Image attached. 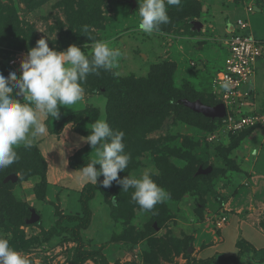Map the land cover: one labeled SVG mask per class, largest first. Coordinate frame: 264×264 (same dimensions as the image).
Instances as JSON below:
<instances>
[{
  "label": "rangeland",
  "instance_id": "obj_1",
  "mask_svg": "<svg viewBox=\"0 0 264 264\" xmlns=\"http://www.w3.org/2000/svg\"><path fill=\"white\" fill-rule=\"evenodd\" d=\"M140 3L142 0H0V74L7 78L12 71H15L16 66L11 65L12 56L27 55L29 49L35 47L36 42L41 38H45L49 47L57 51H65L70 45L75 44L89 57L92 54L93 41H108L110 47L119 49L122 53L118 68L113 70L119 75L114 76L112 71L105 70H100L99 75H88L83 82L85 96L81 103L87 109H96L98 112L90 113L88 121L92 118V120H106L107 123L112 124V119L109 120L108 115L107 95L101 85L104 86V83H107L109 87H114L113 90L118 89L115 94H118L119 102L134 112L140 113L142 110L138 105L143 99V92L151 90L149 82L152 76L159 75L163 80L168 77V71H173L171 83L176 90L188 92L191 95L192 93L200 94L210 100L213 79L218 72L223 70L227 57L224 37L227 36L229 29L228 26L222 25L223 19L221 23L218 19L223 16L227 17V15L230 20L234 21L237 18H245L244 12L251 5L255 9L254 14L250 16L252 20L257 16H264V0H232L231 2L227 0H181L179 6L166 5L170 23L162 25L161 32L149 35L138 28L141 21ZM216 9L220 12L217 13ZM84 26H88L87 33L83 31ZM155 67L162 68L166 74L159 70L153 72ZM136 87L140 93H137ZM109 92L112 93V91ZM171 101L174 105L191 112H194L192 106L195 103H203L200 98L190 100L176 97L171 98ZM174 112L176 111L172 110L165 117L160 129L152 130L149 134L148 138L154 140L155 147L135 159L133 162L135 167L129 177L140 178L145 172L152 174V178L160 176L161 172L156 167V159L159 157L161 160L162 158L168 159L178 169H184L187 162H185V156H182L183 153L190 155L192 160H189V163L196 158L198 165L201 162L207 163V161L209 162L206 165H218L212 162L218 155V145L228 147L232 143L231 135L232 137L238 135L228 133L223 123L217 125L213 133L183 125ZM61 119L51 120L52 127L60 125ZM86 125L91 124L86 122ZM256 131L257 136H253L252 139H255L258 144L262 140L264 131L260 128ZM188 141L190 144H186ZM35 146L37 147L36 143L31 148H26L20 144L16 146L15 151L18 155L29 157L30 151L28 150H32ZM260 146L261 143H259ZM246 147L244 143L237 151L241 153ZM262 147L264 149V146ZM21 149L26 150L20 152ZM32 153L30 158L35 156L34 152ZM9 167L0 169V175H8L4 183L14 185L11 189L14 199L28 205L31 216L25 224H19V226L11 225L10 220L0 222V236L9 239L10 247L23 253L29 259L30 264H72L68 258L71 257V249L76 247V243L58 244L56 239L55 242L48 243L43 241L46 237L42 239L41 236L57 232L53 228L60 216L54 211L62 196L60 193L51 192L52 190H49L51 188L48 187L46 200L38 201L36 188L40 195L44 190L41 186V176L25 179L24 175L19 172L12 174L18 177V181L13 183L9 180L11 176L8 172ZM46 172L48 186H50L48 169ZM223 177L213 179L211 186L200 182L202 193L207 194L210 190L216 193L212 195L209 192L207 195L206 201H209L210 196L211 200L203 207L204 213L199 211L200 201L196 197L198 193L196 191H190L180 199H174L170 194L169 199L154 206V209L163 207L171 217L167 221L166 228L162 230L156 223L153 226L154 229H151L152 212L140 211L136 208L135 220L132 224L139 232H143L145 237L131 247L120 244L121 247L114 251L107 248L113 244L110 239L111 233L115 229L118 234H121L125 227L123 220L120 219L116 228L110 220V215L109 218L104 215V204H101L103 196H99L93 202V207L96 212L97 209L101 210V217L92 222L86 234L87 243L83 248L85 253H95V259L87 260L84 264H154L150 261H154L157 257V250H154L155 245L154 247L150 245V241L152 238L162 236L178 240L187 239L190 247L201 244L199 243L201 241H209L210 229L213 227L208 229V224L213 226L215 220L223 214L228 215L229 220V215L232 214V211L227 209L233 206L229 207L219 198L220 195L227 199H229L227 196H230L226 194V191H221L225 188ZM239 183L237 181V185ZM159 186L169 192L166 185ZM131 190L134 191V189ZM51 193L59 198L56 200V196L53 197ZM74 198L75 196H70V201L73 203ZM223 205L227 209H224ZM77 209L80 211V206ZM33 216L40 217V220L31 224ZM51 229L53 230L50 231ZM20 233L25 234L26 241L32 240L33 243L21 249L22 245L18 241L21 237ZM212 234L215 235V233ZM37 238L39 241L42 239V243L36 244ZM206 246L204 243V247ZM190 247L188 254L186 251H180V253L172 251L167 255L168 257L161 256L158 264H189V258L195 259L194 251ZM240 261L239 264H264V251L256 255L248 252Z\"/></svg>",
  "mask_w": 264,
  "mask_h": 264
},
{
  "label": "trees",
  "instance_id": "obj_2",
  "mask_svg": "<svg viewBox=\"0 0 264 264\" xmlns=\"http://www.w3.org/2000/svg\"><path fill=\"white\" fill-rule=\"evenodd\" d=\"M154 70H159L160 72L164 71L160 67H155L152 71L154 72ZM172 72L168 71V77L163 80L159 77V75L152 76L149 82L151 85V90L148 92H143V99L138 105L142 110L140 113L134 112V110L127 108L125 104H121V102H119V96L117 93L115 94L118 89L113 90L114 87H109L107 83H104V86L101 85V87L105 89L104 93L107 95L108 99L109 120L112 119V124H108L114 131H123L125 133V151L131 156L128 167L124 172H120L118 174V177L121 180L131 174L133 168L135 167L133 166L135 159H137L143 153L154 149V140L148 138L149 134L152 132V130H158L163 126L165 117L172 110L176 111L174 114L176 117L178 116V120H181L183 125L186 124L191 127L201 128L207 133H213L217 125L222 123V119L211 120L201 114L194 113L189 110L187 111V109L178 107L170 102L171 98L174 99L176 97H182L190 100H197L200 98L203 103L209 106H217L221 103V101L214 94H212L210 100H207L200 94L192 93L191 95L188 92L176 90L171 83ZM163 74L166 73L163 72ZM136 89H138V87H136ZM109 91H112V93ZM137 93H140L139 89ZM182 112L186 113L183 114ZM90 113L95 114L98 112L96 109H85L84 111H81L75 115L64 118L59 123L60 125L56 126L55 128L52 127L51 122V120H54L55 118L48 116L47 125L49 127V131L50 133L59 135L65 126L68 124H74V131L84 137H87L90 135L91 131H85L83 126L86 124V122H89V124L93 125L97 121V119L92 120V118L90 121H88V118H90ZM253 130L254 129L246 130L238 135H233V137L231 135L230 138L232 139V143L228 147H217V153L221 154L225 159V169H237V167L233 166L234 161L232 158H230V154L239 147L240 142L244 139V137ZM186 144H190V142L188 141ZM25 150L26 149H21L20 152ZM93 150L96 149H92L89 144L78 150L69 160L70 168L72 170H79L82 167L87 166V164L93 160L89 154ZM28 151H30V154H33L32 152H34V158H30V154L29 157L18 155L19 159L15 162L16 164L10 165L8 169V172H10L9 175L21 172L25 179L31 178L32 176H41V186L44 190L42 191V195H40L39 190L36 188V199L38 201H45L49 187L46 176V171L48 169L46 160L38 147L35 146L32 150L30 149ZM182 156H185V162H187V166L184 167V169H178L166 158H162V160L160 157L157 158L156 167L161 172V175L154 177L153 180H156L158 183H160L159 185H166L168 187L169 193L171 192V197H174V199H180L190 191H196V193L198 192L196 194V197L200 201L198 208L200 212L204 213L205 209L203 207L209 202L206 201L207 195L209 192H211L212 195H215L216 193L213 190L207 191V194L206 192L202 193V191H200V182L211 186L210 183L212 180L217 178L218 174H224L226 170L224 168H214V171L211 175L207 177H196L195 174L199 167L202 166L203 168H207L209 166L206 165L208 162H201L198 165L196 162L197 159L194 158V160L189 163V160H192L189 157L190 155L183 153ZM7 176L0 175V222L10 220L9 223L11 225L19 226V224H25L26 220L30 218L31 215L28 205L19 203L16 201V199H14V196L11 192V189L14 185L11 183H4V180ZM102 180L103 176L98 178L97 184L89 183L84 187L80 197V203L82 206L81 214L62 215L57 212L56 214H58L60 217L53 228L56 229L55 231L57 232L47 233L46 236H44L45 234L41 235L42 239L46 237L43 241L48 243L55 242V239L57 240L58 244L71 242L76 243V247L71 249V257L68 258L72 264H84L87 260L95 259V253H85L86 251L83 249L87 243L83 232L88 230L91 226L93 213L89 207V203L97 196L98 192L104 196L105 201L109 204L111 216L115 223L117 224L120 219L123 220L125 229L121 232V234H114L112 236L111 241L113 243L123 244L126 246L129 245V247H131L136 245L141 239L145 237L143 232H139L132 224V222L135 220L134 212L136 208H138L140 211H146L142 210L140 206L132 199L134 191L131 190V188L128 191H123L122 185L115 181L112 183L111 187L105 188L101 183ZM113 197H115L116 203H113ZM149 212L153 213L151 229H154L153 226L155 223L160 230L166 228L167 221L171 218L167 210L165 211L162 207V209L155 208ZM261 226L264 229V219L261 223ZM20 236L21 237L18 241L19 244L22 245L20 246L21 249H23L26 245L29 246L31 243H33L32 240H25L24 233H20ZM42 239L39 241V238H37L36 244L42 243ZM150 245H153V247L155 245L156 247H154V250H157V257H155L154 261H150L154 264H158L161 256L164 255V257H168L167 255L171 254L172 251L177 253H180V251H186L188 254L190 247L187 239L178 240L164 236L152 238ZM238 248L240 249V252L236 257L224 258L217 256L213 259L203 262L189 258V264H239L242 257L248 252H252L253 255L258 254V252L251 248V246L243 240L238 242Z\"/></svg>",
  "mask_w": 264,
  "mask_h": 264
},
{
  "label": "clouds",
  "instance_id": "obj_3",
  "mask_svg": "<svg viewBox=\"0 0 264 264\" xmlns=\"http://www.w3.org/2000/svg\"><path fill=\"white\" fill-rule=\"evenodd\" d=\"M180 4L181 0H142L139 4V30L149 35L161 32V26L170 23L166 5ZM83 31L87 33L88 26H84ZM121 55V51L110 47L108 41H93L89 57L75 44L65 51H57L41 38L21 62L19 77L15 71L7 78L0 74V169L18 161L16 146L23 144L31 148L35 138L46 132L41 116L58 119L61 106L75 105L84 99L83 82L88 75H99L100 70H105L118 76L119 73L113 70L118 68ZM220 88L225 93L231 91L227 81L220 84ZM14 89L17 90L15 96ZM21 95L29 103L16 99ZM124 137L123 131H114L106 120H97L90 135L82 139L96 149L98 158L78 171L81 179L94 184L103 176L101 183L105 188L111 187L115 181L122 185L123 191L134 189L132 199L142 210L151 211L169 199L170 193L160 187L149 172L140 178L119 179L118 174L125 171L131 160L125 151ZM96 165H100L99 170ZM113 203H116L115 197ZM0 264H30V261L10 247L9 239L0 236Z\"/></svg>",
  "mask_w": 264,
  "mask_h": 264
},
{
  "label": "crops",
  "instance_id": "obj_4",
  "mask_svg": "<svg viewBox=\"0 0 264 264\" xmlns=\"http://www.w3.org/2000/svg\"><path fill=\"white\" fill-rule=\"evenodd\" d=\"M227 1L231 2L232 0ZM216 12L219 13L220 11L216 9ZM244 13L245 18L248 17L247 11ZM250 16L251 15H249L251 29L255 38L264 42V16H257L256 19L253 20L250 18ZM223 17L219 18L218 21L221 23V20L223 19L224 22L222 25L228 26L229 30L227 31V36L225 35L226 37H224L226 40L225 43H227V40L233 33V30H235L236 21L242 18H237L234 21L229 19V15H227L228 18L226 16ZM226 52L228 54L227 46ZM26 57L27 55H24L22 61L26 59ZM14 70L17 75H21V64L17 65ZM247 90L251 94L249 99L250 103L243 111L246 110L245 113L248 114L264 112V54L257 62L256 74L249 82ZM14 91L15 92H13V95L16 93V90ZM211 94H213V92ZM17 99L21 103H29V101L24 99L22 95L17 96ZM85 109H87V107L85 105L82 106L81 101L75 105L61 106L59 110V118H62L61 120H63L64 118L75 115L81 111H84ZM41 120L46 125V132L37 136L34 143H36L47 163L48 181L50 184L49 188H51L49 190H52L51 192H55V194L60 193L62 196V199L59 200L60 202L58 201L59 203L57 204V207H55L54 212L56 214L58 211H60L62 215L81 214V194L84 190V187L92 182L81 179V174L79 171L72 170L70 168L69 160L78 150L84 148L88 144L84 139H82L86 137L74 132V127L72 126L73 124H68L65 126L59 135L50 133L48 130L49 128L47 127L48 116H41ZM92 126L85 124L83 129L85 131H91ZM257 129H254L247 136H245L240 142L239 147L230 154L231 157H229L233 159V166L237 167L236 170H227V168L225 169V159L221 154L218 153V155L212 160V162H215L218 165L209 164L207 168L200 166L195 174L196 177H207L213 173L214 168H224L226 172L224 174H218V177L224 176L222 179H224L223 183L225 188H223L221 191H226V194H230V196H227L229 199L224 198L223 196L221 197V195L219 198L222 199L223 202L225 201L224 203L228 204L229 207L233 206L232 208L227 209L223 205L224 209L232 211V214L229 215L228 223L220 231H216L214 226L208 224V229L209 227H213L210 229L209 241H201L199 242L201 244H195V247H190V249L194 251L195 259L200 262L208 261L217 256L224 258L238 256L240 252V249L238 248V242L241 240L246 241L251 246V248L260 254L262 251H264V229L261 226V223L264 219V149L262 147L264 146V134L261 137L262 140L259 142L261 143V146L259 147V143L256 144L255 139H252L253 136H257ZM260 129L264 131L263 128ZM249 139L252 140L250 141ZM247 142L249 143L246 144ZM244 143L247 147L243 150V152H238L237 150H239L241 145H244ZM220 146L221 144L218 145V147ZM254 151L256 153L255 155H253ZM89 154L93 160L98 158L96 155V150L91 151ZM96 168L99 170L100 165H96ZM208 168H212V171L208 175L199 174L201 169L206 170ZM237 181L240 182L239 185H237ZM55 194L52 195L53 197L56 196L57 200L59 197L57 198V195ZM70 196H75L74 203L70 201ZM99 196L102 195L98 192L97 196L89 203V207L93 213L92 222L98 217H101V210L97 209V212H99L97 214L93 207V202H95ZM219 198L218 201H220ZM101 204H104V215H106L107 218H109L110 215V220L117 228V224L111 216L110 206L105 201L104 196L103 201L101 200ZM78 206H80V211L77 209ZM220 214H222V212ZM53 218L54 220H57L56 217ZM87 231L88 230L83 232L86 241L88 240L86 237ZM212 233H215V235ZM111 234L110 239L114 234L118 233L114 229ZM204 243H206V247H204ZM121 245L113 243L107 248L111 249L110 251H114L118 250Z\"/></svg>",
  "mask_w": 264,
  "mask_h": 264
},
{
  "label": "built area",
  "instance_id": "obj_5",
  "mask_svg": "<svg viewBox=\"0 0 264 264\" xmlns=\"http://www.w3.org/2000/svg\"><path fill=\"white\" fill-rule=\"evenodd\" d=\"M254 6L247 8V18L239 19L235 30L227 40L228 54L224 68L213 79L212 92L226 107V116L222 123L228 133L239 134L249 129H264V114L245 113L243 110L250 103L249 82L256 74L258 60L264 54V42L255 38L249 15L254 14ZM22 55L12 56L11 65L17 66L22 62ZM229 82L231 91L225 93L220 84ZM228 223V215L223 214L215 220L213 226L220 231Z\"/></svg>",
  "mask_w": 264,
  "mask_h": 264
},
{
  "label": "water",
  "instance_id": "obj_6",
  "mask_svg": "<svg viewBox=\"0 0 264 264\" xmlns=\"http://www.w3.org/2000/svg\"><path fill=\"white\" fill-rule=\"evenodd\" d=\"M195 113L202 114L210 119H223L226 116V107L224 104H219L217 106H209L203 103H195L192 106ZM212 171V168H208L206 170L201 169L199 174L208 175ZM13 183L18 181V177L16 175H11L9 177ZM40 220V217L33 216L30 223L34 224Z\"/></svg>",
  "mask_w": 264,
  "mask_h": 264
}]
</instances>
